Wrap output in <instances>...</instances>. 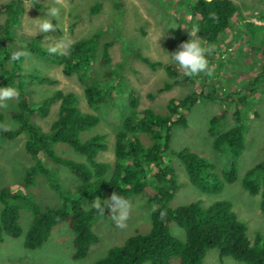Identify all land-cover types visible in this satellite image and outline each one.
Instances as JSON below:
<instances>
[{"label": "rangeland", "instance_id": "374dc122", "mask_svg": "<svg viewBox=\"0 0 264 264\" xmlns=\"http://www.w3.org/2000/svg\"><path fill=\"white\" fill-rule=\"evenodd\" d=\"M10 0H0V4ZM238 9V14L231 21L230 28L221 35L216 45V52L210 63L214 66L212 77H188L179 66L171 61L168 53L178 50L181 40L190 39L188 31L194 26L196 16L190 11V0H65L61 7L59 19H54L57 25L55 32L38 33L36 20L43 18L47 10L54 6V0H31L23 4L22 11L13 27L9 46L12 51H27L29 57L22 58L20 73L23 75L24 88L31 91V101L38 107L43 99L51 97L54 91L73 92L78 96L79 106L83 112L99 118L98 125L83 133L81 139L97 133L105 134L108 149L98 156V160L112 163L113 137L122 120L129 112L128 95L132 92L138 97V110L151 109L157 113L166 111V104L171 98H183L191 93H207L214 91V97L209 101H200L186 114L187 127H174L171 130L170 150L165 153L166 160L173 167L178 190L170 202L172 208H177L192 202H199L207 207L217 201H228L237 218L247 227V237L253 240L256 234L264 235V215L259 211V196L249 195L241 187V179L254 165L264 159V0H231ZM99 4V10L93 12V7ZM5 20L0 15V23ZM97 30L103 32L98 58L102 45L111 43L108 66H102L98 60L93 62L89 80L98 81L111 90L113 102L103 105L98 110L89 109L84 99V86L76 76H64L61 68L47 64L31 54L24 45L27 38L37 39L42 46L48 48L51 41L45 39L52 36L63 38L71 43L81 38L91 36ZM139 52L151 62L158 63L155 69L149 68L139 59L132 56ZM172 67L183 81L164 90L166 82L172 79L167 76L165 68ZM106 71L111 72L106 76ZM35 73L54 81V84H44L28 77ZM259 82L252 94L248 95L246 87L256 78ZM247 95V100L241 108L244 121V150L234 160L236 180L225 185L219 194H204L188 182L182 164L173 152L188 150L208 160L214 166V172H224L233 162L230 154L217 153L212 148V138L208 134L209 119L220 111H225L226 118L217 127L223 132L231 127V114L234 109L232 100ZM9 106L0 109L3 122L16 128L17 124L9 118V112L16 108V100L8 102ZM58 103L52 102L47 117L38 114L34 121L43 131L48 128L56 115ZM146 144L145 137H140ZM56 153L62 157L83 161V157L68 146L57 144ZM172 151V153H171ZM34 161L24 151V139L6 140L0 137V188L14 189L23 186L26 171L33 166ZM44 166L52 171L51 182H55L59 190L50 185L49 179L38 175L34 184L25 189L23 194L35 202L41 209H55L62 206L65 198L75 196L77 179L64 167L56 166L49 161ZM101 206L107 198H100ZM84 200L82 208L92 209L94 202ZM133 207L127 227L121 229L111 219V211L106 208L104 219H97L92 224V230L98 238L85 258L74 260L73 233L66 223L55 226L48 240L36 250H27L23 246L24 236L28 230L32 216L24 201L16 202L19 211V225L22 234L19 238L4 237L0 244V264H93L105 256L108 249L122 245L125 240L135 234H145L150 229V210L144 194L131 198ZM1 210V204H0ZM171 234L180 240L184 239V231L174 223L170 225ZM148 264V263H146ZM204 264H241L226 257L222 262L218 258V250L207 252Z\"/></svg>", "mask_w": 264, "mask_h": 264}, {"label": "trees", "instance_id": "16d2710c", "mask_svg": "<svg viewBox=\"0 0 264 264\" xmlns=\"http://www.w3.org/2000/svg\"><path fill=\"white\" fill-rule=\"evenodd\" d=\"M31 0H10L0 4V15L5 16L0 23V87L12 85L20 90L16 108L9 112V118L17 124L7 132L0 131V137L6 140L24 139V151L34 161L25 173L23 186L14 189L0 188V244L4 237L19 238L22 230L19 225L18 206L14 203L24 201L32 220L24 236L23 246L27 250H36L50 237L52 229L66 223L73 233L74 260L85 258L90 247L98 242L92 230L97 219H104L94 209L84 210L82 202L96 197L109 198L113 192L131 199L144 194L151 206L149 218L150 229L145 234L135 233L120 246L107 250L105 256L93 264H204L208 251L217 249L220 263L229 257L241 264H264V235L256 234L253 240L247 237V227L241 222L228 201H217L203 207L199 202L172 208L170 202L179 188L177 176L166 160L171 130L174 127L186 128V114L200 101H209L214 91L198 94L191 93L183 98H171L164 113L151 109L138 110V97L135 93L128 95L129 112L121 122L113 137L112 163L98 160L100 153L107 151L106 135L97 133L86 139L81 135L95 128L99 118L83 112L79 106L78 96L73 92L54 91L51 97L43 99L38 107L31 101V91L22 84L20 73L22 59L9 62L13 53L9 40L13 27L22 11L23 4ZM188 7L196 16L194 26L199 27V38L208 44H216L238 14V9L231 0H190ZM99 4L92 9L99 10ZM215 15L216 19H210ZM103 32L97 30L91 36L70 43L66 55H50L37 39L27 38L24 45L31 54L41 61L61 68L64 76L75 75L84 86L83 95L89 109L98 110L103 105L113 102L111 90L98 81L89 80L93 62L98 60L102 66H108L111 43L102 45L98 58L97 49ZM184 40H181L183 43ZM135 58L155 69L158 63L151 62L138 51ZM164 90L183 81L176 70L167 66ZM106 76L111 72L106 71ZM32 80L44 84L54 81L35 73L28 74ZM259 78L256 77L245 89L254 92ZM247 95L232 100L234 109L231 114V127L218 132L217 127L226 118L225 111H220L208 121V134L212 138V148L217 153L227 151L233 159L222 173L214 172V166L200 155L182 150L171 153L180 161L188 182L204 194H219L225 185L236 180L234 160L244 150L245 126L241 108ZM52 102L58 107L48 131L45 132L34 121L38 114L47 117ZM0 115V123L3 122ZM148 141L146 144L140 137ZM63 144L83 157L75 161L56 153L55 145ZM66 168L78 181L75 196L65 198L63 204L55 209H41L35 202L24 195L25 189L34 184L38 175L49 179L50 185L59 190L43 162ZM241 187L251 196H259V211L264 215V159L250 168L241 179ZM58 192V191H57ZM166 212V218L160 219V213ZM174 223L184 231V239L175 238L170 232Z\"/></svg>", "mask_w": 264, "mask_h": 264}, {"label": "clouds", "instance_id": "9594fccd", "mask_svg": "<svg viewBox=\"0 0 264 264\" xmlns=\"http://www.w3.org/2000/svg\"><path fill=\"white\" fill-rule=\"evenodd\" d=\"M65 6V0H54V6L50 7L43 18L35 19L36 29L38 33L55 32L58 28L53 23L54 19H59L61 15V7ZM210 19H216L215 15H211ZM200 30L198 26H193L191 31H188L190 39L183 42L178 46V50L169 54L171 61L176 63L180 70L188 77H212L214 74V66L211 65L210 60L216 52L215 44H208L205 39L199 38ZM47 41H51L47 51L50 55H66L70 47V41H65L63 38L55 39L52 36H46ZM30 53L27 51H14L10 56L9 62H16L22 58L29 57ZM20 98V90L18 87L8 85L0 87V109H7L11 100H18ZM11 125L0 123V131L7 132ZM101 199L96 197L91 204L100 216L105 215V210L110 209L111 219L115 222L116 226L124 229L127 227V222L130 219L133 202L131 199L113 192V194L103 201L101 206ZM166 218V212L160 213V219Z\"/></svg>", "mask_w": 264, "mask_h": 264}]
</instances>
